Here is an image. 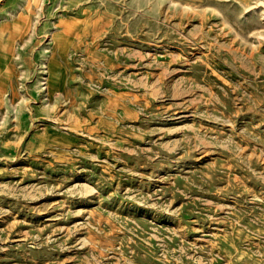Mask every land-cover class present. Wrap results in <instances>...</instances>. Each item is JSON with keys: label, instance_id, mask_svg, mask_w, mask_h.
<instances>
[{"label": "rangeland", "instance_id": "374dc122", "mask_svg": "<svg viewBox=\"0 0 264 264\" xmlns=\"http://www.w3.org/2000/svg\"><path fill=\"white\" fill-rule=\"evenodd\" d=\"M0 264H264V0H0Z\"/></svg>", "mask_w": 264, "mask_h": 264}, {"label": "bare ground", "instance_id": "6f19581e", "mask_svg": "<svg viewBox=\"0 0 264 264\" xmlns=\"http://www.w3.org/2000/svg\"><path fill=\"white\" fill-rule=\"evenodd\" d=\"M6 67V66H5Z\"/></svg>", "mask_w": 264, "mask_h": 264}]
</instances>
